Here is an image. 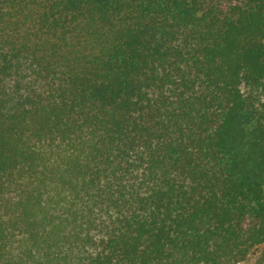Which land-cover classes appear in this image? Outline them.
<instances>
[{
  "label": "trees",
  "instance_id": "trees-1",
  "mask_svg": "<svg viewBox=\"0 0 264 264\" xmlns=\"http://www.w3.org/2000/svg\"><path fill=\"white\" fill-rule=\"evenodd\" d=\"M263 245L264 0H0V264Z\"/></svg>",
  "mask_w": 264,
  "mask_h": 264
},
{
  "label": "rangeland",
  "instance_id": "rangeland-1",
  "mask_svg": "<svg viewBox=\"0 0 264 264\" xmlns=\"http://www.w3.org/2000/svg\"><path fill=\"white\" fill-rule=\"evenodd\" d=\"M238 264H264V245L256 249L246 261Z\"/></svg>",
  "mask_w": 264,
  "mask_h": 264
}]
</instances>
